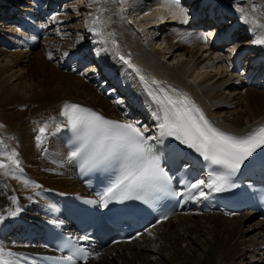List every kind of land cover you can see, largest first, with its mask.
<instances>
[{"label": "bare ground", "instance_id": "6f19581e", "mask_svg": "<svg viewBox=\"0 0 264 264\" xmlns=\"http://www.w3.org/2000/svg\"><path fill=\"white\" fill-rule=\"evenodd\" d=\"M134 1L0 0V120L12 131L5 142L9 150L14 147L22 153L25 162L23 173L17 174L21 180L0 176V243L19 254V264H34V254L48 250L40 235L44 224H64L46 191L85 193L63 136L60 109L65 103H82L112 119L138 122L155 137L156 105L145 81L156 80L186 94L212 123L235 135L264 125V76L258 72L264 63L258 69L247 67L240 75L229 73L223 63L228 56L221 48L206 49L207 37L190 19L224 6L232 15L223 22L208 21L213 29L245 23L242 17L236 19L237 13L255 15L264 23V16L251 12L253 3L259 8L264 0H209L205 6V0H181L186 23L178 10H172L175 6L169 5L159 16L155 10L147 15L144 6L156 0ZM98 15L105 34L115 33L119 53L130 57L139 73L119 60L110 41L98 43L100 38L90 31ZM33 26L41 32H34ZM212 34L220 35L213 30ZM252 38L248 29L237 45ZM252 53L264 57V47ZM44 124L52 144L48 149L36 140ZM34 158L59 165L63 178L35 187L33 177L24 173L25 167L40 165L31 161ZM23 179L30 183L24 185ZM199 179L206 180L202 172ZM61 180L66 184H53ZM13 195L16 203L10 199ZM193 197L198 191L189 194L182 212L132 243L93 250L94 259L87 264H264V218L253 213L233 218L200 214L206 198ZM16 209V216L8 215Z\"/></svg>", "mask_w": 264, "mask_h": 264}, {"label": "snow or ice", "instance_id": "6c2138e0", "mask_svg": "<svg viewBox=\"0 0 264 264\" xmlns=\"http://www.w3.org/2000/svg\"><path fill=\"white\" fill-rule=\"evenodd\" d=\"M162 3L175 6L184 22H187L186 12L180 6V0H162ZM239 10L245 11L242 8ZM251 12H259L264 16V6L258 8L253 3ZM242 20L251 25L249 31L254 34L252 43L264 45V23H260L257 16L247 13L242 16ZM92 25L94 27H91L90 31L100 38L98 43L107 44L110 41L120 61L138 73L141 71L132 63L130 57L119 53L120 46L114 39L115 33L105 34L101 16H95ZM49 58L51 59V55ZM141 79L144 77L141 76ZM145 83L147 94L156 105L153 115L158 121V136H146L147 127L138 126V122L108 119L101 113L75 103H65L60 112L63 118L62 126L73 134L75 147L69 159L77 161L82 171L100 169L111 175L109 186L100 194V201L105 206L109 201L141 200L151 203L159 198V194H166L171 178L161 166V156L150 140L163 143V138L167 137L193 150L210 169L206 180L199 179L185 185L189 194L198 191V197L193 198H206L209 193L203 190L205 188L209 192L219 193L237 187L232 178L246 167V162L250 163V158L258 150H264V125L246 135L223 131L214 126L203 110L186 94L174 88L165 89L160 81ZM3 127L4 125H0V128ZM47 131V124L39 128L36 137L38 146L44 143ZM18 173H23L19 153L14 148L9 150L8 145L0 139V176L21 180ZM22 182L26 186L30 183L27 179ZM34 186L40 187L38 184ZM172 195L183 193L174 192ZM10 199L12 203L17 201L14 195ZM18 212L19 209H16L8 215L16 216ZM0 219H3L2 215ZM73 247V254L67 256L66 260L75 264L74 257H78L87 264L89 252ZM0 264H19V254L0 243Z\"/></svg>", "mask_w": 264, "mask_h": 264}, {"label": "rangeland", "instance_id": "374dc122", "mask_svg": "<svg viewBox=\"0 0 264 264\" xmlns=\"http://www.w3.org/2000/svg\"><path fill=\"white\" fill-rule=\"evenodd\" d=\"M164 33L170 34L168 31H164ZM210 65H211L210 63L209 64L208 63H203V66H210ZM89 67H90V65L88 64L86 66V68H89ZM3 122L4 121H2V118H1L0 125H4V127L1 128L3 130L0 129V139H2L4 141V143H5L6 142V139H7V136L10 135L12 133V131L7 130V127H5V124ZM10 142L14 145L13 141H10ZM49 143L51 144V141L47 139V140H44V144H42V145L44 146V148L48 149L52 145V144L49 145ZM13 148L14 147H12V149ZM19 158L21 159L22 165H23L25 162L23 161L24 157H23L22 153H19ZM31 161L33 163H36V164L37 163H40V165L38 167H34V168L28 167L26 165L27 167H25L24 170H26L25 173L28 174V177L27 178L30 179V178L33 177L34 180H32V181H35L36 184L49 185V182L50 181H52V182L55 181L54 180L55 178H56V180H59V179H62L63 178V176L61 174V171H62L61 170V167L59 165L58 166L57 165H54L53 163L50 164L49 163L50 162V159L44 158L42 160H37V159L34 158ZM68 167H70V166H66V168H68ZM61 181H57L58 183L57 182H54L53 184H66V182L64 183V181H62V183H61Z\"/></svg>", "mask_w": 264, "mask_h": 264}]
</instances>
